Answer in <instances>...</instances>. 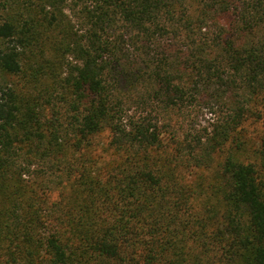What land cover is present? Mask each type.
<instances>
[{"label":"trees","instance_id":"trees-1","mask_svg":"<svg viewBox=\"0 0 264 264\" xmlns=\"http://www.w3.org/2000/svg\"><path fill=\"white\" fill-rule=\"evenodd\" d=\"M0 5V264H264V0Z\"/></svg>","mask_w":264,"mask_h":264},{"label":"rangeland","instance_id":"rangeland-1","mask_svg":"<svg viewBox=\"0 0 264 264\" xmlns=\"http://www.w3.org/2000/svg\"><path fill=\"white\" fill-rule=\"evenodd\" d=\"M3 0H0V4ZM70 14L72 15L73 19L77 21L78 27H82L80 24L81 18H79L78 7L75 3H68L66 8ZM2 11V7L0 5V12ZM208 103H202L200 106H189L185 108L184 115L177 116L175 115V120L177 119L178 123L181 124L184 128H191V129H200L207 127L209 130L212 128V124L215 122L217 117L219 116L220 108H223L219 100H208ZM264 111V110H263ZM264 118L260 120L259 129L260 131L264 130ZM250 133H254L253 137H256L258 133V127L254 130V126L251 123L249 125Z\"/></svg>","mask_w":264,"mask_h":264}]
</instances>
